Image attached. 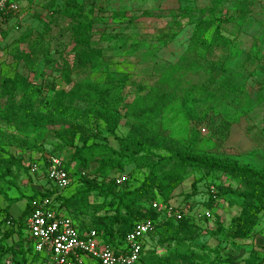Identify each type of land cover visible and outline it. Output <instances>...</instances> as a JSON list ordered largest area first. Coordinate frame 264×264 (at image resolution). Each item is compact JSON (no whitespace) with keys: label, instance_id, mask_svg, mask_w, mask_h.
<instances>
[{"label":"rangeland","instance_id":"1","mask_svg":"<svg viewBox=\"0 0 264 264\" xmlns=\"http://www.w3.org/2000/svg\"><path fill=\"white\" fill-rule=\"evenodd\" d=\"M65 1L15 0L18 12L0 27V79L23 71L26 63L31 80L45 86V97L51 95L52 85L57 89L70 88L58 72L63 56L72 49L70 21L58 18L51 26L47 23L51 19L49 13L58 10ZM77 1L85 4L94 23L93 42L102 50V57L93 67L75 71L72 79L75 83L91 81L113 87L110 101L124 116L117 130L120 137L137 124L131 115L133 111L153 105L159 95L165 94L173 103L159 114L144 118L145 125L196 154L264 172V0ZM201 21L210 27L202 40L195 42L196 24ZM218 22L222 36L229 41L227 45L211 44ZM23 36L27 40L18 46ZM18 47L23 49L24 60L20 63L15 59ZM86 124L94 135L91 141L107 142L118 148L102 124L92 120ZM0 129L13 133L1 123ZM27 143L28 147H12L9 151L23 158L28 171L13 169L6 178L13 184L0 181V189L10 199L20 197L11 206L14 220L25 209L26 197L32 195L34 188L53 185L47 182L46 157H59L68 163L73 155L72 148L56 150L59 141L52 133H30ZM34 164L38 165L37 172L31 171ZM131 169L133 166L127 171ZM78 173V166L72 165L73 179ZM147 173L146 169L135 173L133 183H140ZM191 174L175 191L171 202L191 203L199 213L195 217L206 209L203 181L216 179L220 186L241 189L227 175ZM196 178L201 186L193 193L191 183ZM224 199L212 211L209 221L202 217L195 219L203 228L207 225V230H201L194 251L204 259L202 264H257L264 256V212L254 236L248 240L208 234L207 231L215 229L217 216L228 230L240 212L241 200L229 196ZM6 206V200L0 196V209ZM12 228L8 223L2 231ZM16 239L13 235L7 243L11 245ZM155 251L158 255L169 252L158 246Z\"/></svg>","mask_w":264,"mask_h":264},{"label":"trees","instance_id":"2","mask_svg":"<svg viewBox=\"0 0 264 264\" xmlns=\"http://www.w3.org/2000/svg\"><path fill=\"white\" fill-rule=\"evenodd\" d=\"M224 1L227 0H217V3ZM48 16L51 18L48 26L58 18L70 21L69 43L72 49L63 56L58 71L63 83L70 88L57 89L52 85L51 95L45 97V86L31 80L26 73L30 70L26 63L23 71L0 79V123L13 130L9 133L0 129V181L13 184L6 181L13 169L28 171L23 158L12 155L9 149L28 147L27 138L33 132L52 133L59 141L56 150L72 148V158L70 162L63 163V167L71 172V166L77 165L80 173L77 178L75 176L71 188L64 192L53 186L34 188L32 195L26 197L28 202L17 220L12 218L10 210L20 197L10 199L0 189V196L7 202V206L0 209V264L9 258L12 264H30L38 260L33 255L31 239L26 235L27 221L34 202L48 197L54 198L56 210L70 216L81 233L96 231L115 251H119L136 223L154 221L155 230L146 237L137 264H202L204 259L194 248L201 230H207V225L203 228L192 217L159 221V215L151 206L153 201L170 202L175 191L192 177L193 172H202L205 177L227 175L241 186L237 191L220 186L216 179L203 181L206 209L214 210L227 196L241 200L240 212L232 219L229 229H225L217 216L215 229L207 231L208 234L215 238L229 236L233 240L252 238L264 212V172L237 162L218 161L196 154L159 130L145 125L142 122L144 118L159 114L173 103L165 94L159 95L153 105L133 111L131 115L137 124L130 127L126 136L120 137L117 130L124 116L120 108L110 101L113 87L91 81L75 83L72 79L75 71L93 67L102 57V50L93 42L95 27L85 4L66 0L62 7ZM8 18L0 19V27ZM209 27L206 21L197 23L194 41L200 42ZM26 40L27 36L21 37L18 46ZM211 44H229L221 34L220 22L215 26ZM22 50L18 47L15 54L18 63L24 60ZM123 80L119 81L121 85ZM89 120L102 124L116 140L118 148L107 142L91 141L94 135L89 133L90 128L86 124ZM52 158L46 157L45 167ZM130 166L133 169L127 171ZM141 169L148 173L140 183L134 184L135 173ZM126 172L130 179L117 184L116 175ZM199 180L196 178L191 183L193 193H197L201 186ZM211 186L215 187V193L210 191ZM8 223L13 228L3 232L2 227ZM13 235L17 239L9 245L7 241ZM157 246L169 250L168 254L158 255L155 251ZM257 262L264 264V256Z\"/></svg>","mask_w":264,"mask_h":264},{"label":"built area","instance_id":"3","mask_svg":"<svg viewBox=\"0 0 264 264\" xmlns=\"http://www.w3.org/2000/svg\"><path fill=\"white\" fill-rule=\"evenodd\" d=\"M18 12L14 0H0V19L10 17ZM31 171L37 172L38 165L30 166ZM47 182L64 192L71 188L74 179L71 172L63 167L59 157H53L46 168ZM130 179L128 173L116 175L117 184H123ZM210 191L215 193V187ZM152 209L159 215V221L184 217L210 219L212 211L203 210L201 215L195 206L188 202L174 204L153 201ZM196 214V215H195ZM155 222L142 220L135 224L128 233L119 251L106 244L96 231L81 233L76 222L67 214L56 210L53 197L34 202L33 210L27 221V235L31 239L33 255L38 258L30 264H137L140 260L146 237L155 230ZM3 264H12L6 259Z\"/></svg>","mask_w":264,"mask_h":264}]
</instances>
